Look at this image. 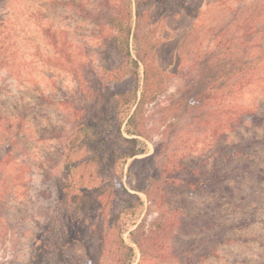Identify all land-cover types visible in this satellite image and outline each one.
Returning <instances> with one entry per match:
<instances>
[{"label":"rangeland","instance_id":"1","mask_svg":"<svg viewBox=\"0 0 264 264\" xmlns=\"http://www.w3.org/2000/svg\"><path fill=\"white\" fill-rule=\"evenodd\" d=\"M184 4L193 6L198 18L190 16ZM120 13L124 25H132V55L139 45L155 44L157 64L169 75L161 101L146 107L142 129L148 138L138 137V147L144 149L138 157L152 154L158 143L163 152L155 161L148 159L150 168L162 165L170 153L184 162L202 164L209 159L211 165L218 145L231 142L247 146V151L224 170L228 179L224 188L168 190L162 207L155 202L158 194L148 198L131 188L137 180L129 172L133 158L120 160L116 183H123L143 202L128 206L122 194L110 204L107 214L118 221L106 230L104 264H116L121 228L126 243L134 247L130 264H187L182 259L189 249V264H264V119L247 120L234 132L225 130L227 135L210 134V126L230 109L252 110L264 117V0H0V264L88 260L75 225L69 232L75 240L60 256L65 235L60 219L69 204L61 200L58 187L69 170L72 187L82 182L96 185L92 171L99 165L90 161L94 151L82 137L77 139V133L83 119H92L99 82L117 92L130 90L135 83L131 74L112 81L106 71L122 61L111 48L116 38L124 40L111 22ZM53 35L77 61V79ZM59 61L67 62V67ZM219 73L229 74L217 82L218 97L203 102L199 91ZM183 96L188 102L174 107ZM134 108L132 102L119 114L127 136L128 113ZM104 179L100 177L101 183ZM207 212L216 220L202 232L199 223L204 218H197ZM162 213L168 221L177 213L197 224L188 235L183 228H174L165 234V244L144 258L130 231L138 226L147 229ZM214 245L216 253L200 261Z\"/></svg>","mask_w":264,"mask_h":264},{"label":"trees","instance_id":"2","mask_svg":"<svg viewBox=\"0 0 264 264\" xmlns=\"http://www.w3.org/2000/svg\"><path fill=\"white\" fill-rule=\"evenodd\" d=\"M183 6L187 8V13L190 16L197 17L193 6H187V4ZM140 15L141 14L137 12V16L140 17ZM124 17L123 13H120L111 19V22L124 34L123 41H118V38H116L111 43V48L116 49L122 61L119 67H115L114 69H110L109 67L106 71L109 75H113L114 79H112V81L121 80L124 74H131L135 79V83L130 90L117 92L112 85L99 82V85H97L99 88L97 91L98 96L94 101V103L97 102V105L94 103L92 105V119H83L77 133V139L82 137L81 141L88 143L94 151L90 161L92 160L99 165L97 168L98 170L92 171L93 177L97 179V181L93 180L96 185H87L82 182L80 185H77V187H72V181H74L72 177L73 170H69L67 172L68 177H66L64 181H60L58 187L62 194L61 200L69 204L68 213L64 214L65 218L63 217L60 219V227L62 229L61 235L65 234L62 239L63 242L60 243V256L63 258L65 248L71 244L72 240H75L74 235L69 234L72 226L75 225L76 239L77 241H81L86 247L88 260L85 264L105 263V252L108 245L106 230L109 226L114 227L116 221L114 217L107 214V209L114 204V201L116 203L123 194L127 196L126 200L128 203L126 205L128 206L141 204L143 202L141 197L135 192H132L129 188H126L123 183H116L115 166L120 160L133 158L129 166V172L133 174V176H136L137 180L134 185H131V188L135 191L145 193L148 198L155 199L156 195L153 193L158 194L155 202H157L159 207H162L165 204V198H168V190L170 193H176L177 189L195 193L214 192L220 188H224L228 180L224 170L237 156L247 151V146L231 142V144L226 143L222 146L218 145L213 153V163L211 165H209V159H206L202 164L196 160L184 162L182 159H176L174 153H170L163 159L162 165L159 167L158 165L152 166L150 168L147 165L148 159L155 161L163 152V148L160 146L162 143H158L154 145V152L152 154L145 157H138L139 154L144 153V149L138 147L140 141L138 137L148 138V135L145 134L142 129L146 119V107L155 100L158 102L161 101L160 95L165 91L163 85L169 75L157 64L155 44L151 45L150 48L139 45L135 57L132 55L129 48L132 25L130 23L124 25L122 21ZM133 37L135 41H137L138 33L136 31L133 33ZM53 38L54 44L63 57L67 56L66 61L70 63V67L65 65L67 62L63 63L59 61V64L73 71L77 79V61L73 59V55L66 47L59 42L56 35H53ZM182 59L184 60V58ZM141 66L142 76L140 75ZM227 74L229 73H219L208 78V80H210L208 87L206 89L204 88V91L202 90L198 93V96H201L200 98L203 102L218 97L217 94H215L217 82ZM78 79L80 81L81 76H79ZM139 91L140 95L138 94ZM185 98L186 97L183 96L179 99L174 107L178 108L183 103L188 102ZM101 99H103V103H101L99 107L98 105L99 102L102 101ZM132 102H135V108L131 113H128L127 133H129L130 136H127L121 129L123 118L119 117V114L123 107L127 108ZM224 113L223 119L220 118L219 121L217 119V124L210 126L211 136L215 133L227 135L225 130L234 132L240 126H243L247 120L255 123L256 121L264 119V117L258 115L254 111L246 109H244V111L230 109ZM208 122L211 124L209 120ZM138 164H141V168L136 171L135 167ZM102 176L105 178L103 183L100 181V177ZM99 182L100 185H98ZM131 198L134 199L133 202ZM161 215L160 219L153 221L147 229H137L138 226L136 228L137 230L134 229L130 231L132 241L138 246L144 258L150 256V250L152 248L158 249L163 246L166 239L165 234L167 235L174 228H183L185 234L188 235L191 233L190 228L197 224L185 218H180L177 213L172 214L169 221L165 213ZM197 219H203L202 223H199L200 225L203 224L201 226L202 232H204L206 228L209 229L216 220L215 215L210 212L203 213V215ZM122 232V228L120 231L118 229V252L116 253L117 258L115 262L116 264H130L131 257L134 253V247L126 243ZM192 247H195V245H192ZM215 253L216 248L214 245L209 251L200 255V261L208 259ZM189 255L190 249L184 251L183 256L187 257L186 259H182L183 262L187 264L190 263L188 260L190 257Z\"/></svg>","mask_w":264,"mask_h":264}]
</instances>
